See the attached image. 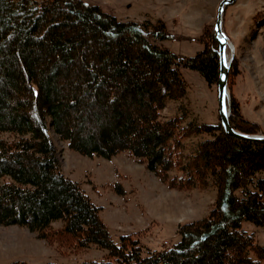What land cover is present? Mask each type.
Listing matches in <instances>:
<instances>
[{
    "label": "trees",
    "instance_id": "16d2710c",
    "mask_svg": "<svg viewBox=\"0 0 264 264\" xmlns=\"http://www.w3.org/2000/svg\"><path fill=\"white\" fill-rule=\"evenodd\" d=\"M169 37L163 22H121L81 0H0V225L71 253L105 251L82 264L264 262V247L242 230L264 228V143L233 138L221 124H185L182 70L218 86L219 46L206 29L203 50L183 59L158 44ZM170 101L181 115L166 120ZM230 112L236 131L260 132L235 99ZM51 132L85 157L127 153L170 189L214 188L215 207L179 225L178 241L162 250L133 235L115 243L103 209L65 176ZM194 137L205 139L187 145Z\"/></svg>",
    "mask_w": 264,
    "mask_h": 264
},
{
    "label": "rangeland",
    "instance_id": "374dc122",
    "mask_svg": "<svg viewBox=\"0 0 264 264\" xmlns=\"http://www.w3.org/2000/svg\"><path fill=\"white\" fill-rule=\"evenodd\" d=\"M42 1V0H39ZM98 6L121 22L157 24L163 22L169 39L158 44L179 58H193L203 50L200 37L214 30L223 0H81ZM223 31L229 39L228 59L233 57L228 81V107L235 99L244 120L259 126L264 135V0H237L226 8ZM150 42L154 37L147 35ZM216 39V38H215ZM232 48H230V46ZM219 46V44H218ZM189 91L183 101L188 115L185 124H221L218 86H209L196 72L183 69ZM179 104L168 102L163 118L180 116ZM231 114V112H230ZM52 139L66 177L79 183L93 202L101 207V218L115 243L133 235L152 249L162 250L178 241L179 225L207 217L215 207L218 192L214 188L181 192L170 189L129 154L111 160L82 156L53 132ZM202 137L188 139L196 144ZM121 186L123 195L115 188ZM55 228H60L57 223ZM242 230L264 247V228L249 222ZM105 251L92 247L71 253L58 244L40 240L26 228L0 225V264H82L102 261ZM261 264H264L261 263Z\"/></svg>",
    "mask_w": 264,
    "mask_h": 264
},
{
    "label": "water",
    "instance_id": "95a60500",
    "mask_svg": "<svg viewBox=\"0 0 264 264\" xmlns=\"http://www.w3.org/2000/svg\"><path fill=\"white\" fill-rule=\"evenodd\" d=\"M237 0H223L219 7L218 20L215 26V38L219 44V60H220V79L218 84V102H219V114L221 119V126L224 132L238 140L246 142H259L264 143V135H248L242 132L236 131L230 124V109L228 107V81L231 70L233 57L231 60L227 56V48L229 39L223 31L224 13L226 8L233 5ZM230 48L231 45H229Z\"/></svg>",
    "mask_w": 264,
    "mask_h": 264
},
{
    "label": "bare ground",
    "instance_id": "6f19581e",
    "mask_svg": "<svg viewBox=\"0 0 264 264\" xmlns=\"http://www.w3.org/2000/svg\"><path fill=\"white\" fill-rule=\"evenodd\" d=\"M228 44H229V42H228Z\"/></svg>",
    "mask_w": 264,
    "mask_h": 264
}]
</instances>
